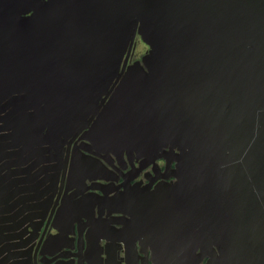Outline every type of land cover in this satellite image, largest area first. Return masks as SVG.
I'll use <instances>...</instances> for the list:
<instances>
[{
  "label": "water",
  "instance_id": "water-1",
  "mask_svg": "<svg viewBox=\"0 0 264 264\" xmlns=\"http://www.w3.org/2000/svg\"><path fill=\"white\" fill-rule=\"evenodd\" d=\"M137 35L149 51L128 67ZM82 132L176 163L154 194L185 247L170 263L264 264V0H0L1 225L39 217Z\"/></svg>",
  "mask_w": 264,
  "mask_h": 264
},
{
  "label": "flooded vegetation",
  "instance_id": "flooded-vegetation-1",
  "mask_svg": "<svg viewBox=\"0 0 264 264\" xmlns=\"http://www.w3.org/2000/svg\"><path fill=\"white\" fill-rule=\"evenodd\" d=\"M139 42L137 35L128 67L149 51L144 43L147 50L137 58ZM85 137L82 132L72 138L63 163L49 165L52 182L42 188L41 205L33 212L39 217L18 231L14 220L3 224L6 237H17L0 245L11 256L4 264H172L165 252L185 247L174 242L168 221L159 219L168 214L156 211L154 194L161 185L175 182L176 163L94 148ZM80 159L93 167L73 174L71 167ZM10 215L14 213L5 214ZM207 262L204 258L197 264Z\"/></svg>",
  "mask_w": 264,
  "mask_h": 264
},
{
  "label": "rangeland",
  "instance_id": "rangeland-1",
  "mask_svg": "<svg viewBox=\"0 0 264 264\" xmlns=\"http://www.w3.org/2000/svg\"><path fill=\"white\" fill-rule=\"evenodd\" d=\"M147 48L144 44V42H139L138 48H137V58H141L145 52H146Z\"/></svg>",
  "mask_w": 264,
  "mask_h": 264
}]
</instances>
